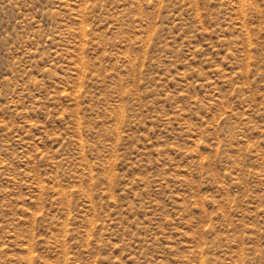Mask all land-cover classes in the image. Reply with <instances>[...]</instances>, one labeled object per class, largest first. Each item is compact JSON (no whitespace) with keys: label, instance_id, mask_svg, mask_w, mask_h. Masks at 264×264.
Masks as SVG:
<instances>
[{"label":"rangeland","instance_id":"rangeland-1","mask_svg":"<svg viewBox=\"0 0 264 264\" xmlns=\"http://www.w3.org/2000/svg\"><path fill=\"white\" fill-rule=\"evenodd\" d=\"M0 264H264V0H0Z\"/></svg>","mask_w":264,"mask_h":264}]
</instances>
